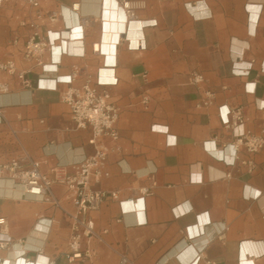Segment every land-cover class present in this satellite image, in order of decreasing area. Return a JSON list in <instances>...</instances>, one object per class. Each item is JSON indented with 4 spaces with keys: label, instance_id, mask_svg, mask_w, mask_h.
<instances>
[{
    "label": "crops",
    "instance_id": "obj_1",
    "mask_svg": "<svg viewBox=\"0 0 264 264\" xmlns=\"http://www.w3.org/2000/svg\"><path fill=\"white\" fill-rule=\"evenodd\" d=\"M38 1L46 15L62 10L42 22L51 37L69 34L43 65L25 60L31 30L23 23L38 8L2 0L0 61L14 59L32 86L1 74L10 90L0 94V163L39 160L52 175L57 164L72 170L93 154L91 131L75 128L62 94L75 66L81 85L106 62L118 78L103 88L120 108V139L107 140L110 175L96 186L118 197L90 213L101 238L84 237L83 256L70 258L69 189L55 184L45 200L0 178V234L9 236L0 264H38L40 255L54 264H120L122 256L127 264H264V147L242 148L233 163L225 148L233 131L223 120L242 108L245 126L264 132V0H128L135 19L111 41L114 50L98 52L94 44L124 0ZM193 71L204 75L201 86L190 81ZM205 89L214 92L212 104L198 107Z\"/></svg>",
    "mask_w": 264,
    "mask_h": 264
},
{
    "label": "built area",
    "instance_id": "obj_2",
    "mask_svg": "<svg viewBox=\"0 0 264 264\" xmlns=\"http://www.w3.org/2000/svg\"><path fill=\"white\" fill-rule=\"evenodd\" d=\"M37 9L33 20L24 22V25L30 27V34L23 44V57L25 60H35L37 64L43 65L45 53L52 47L56 41H66L63 38L69 34V30L51 37L50 31L42 23L44 18L50 21L57 20L62 16V10L52 11L48 15L40 10L38 0H30ZM2 0H0V7ZM77 5L73 6L75 9ZM127 14L126 23L130 24L135 19V5L128 0L120 4ZM145 25V24H142ZM82 34V33H81ZM83 36V35H82ZM128 37L126 36V39ZM19 38L14 39L18 43ZM83 43V38L79 39ZM99 43L94 44V50L100 51ZM139 43V47H142ZM105 68H114L111 64L105 62ZM27 70H20L14 59L0 61V94L7 93L10 90L8 81L1 78L2 73L9 76H16L23 85L30 87L32 82L27 78ZM79 74V68L74 67L72 73L65 78L69 87L62 94V100L71 108V118L76 129H88L91 131L89 143L93 146L94 152L84 157L82 160L71 164L72 170L66 165L57 164L53 167V174L49 175L42 171V162L33 160L29 165H25L22 159L13 158L7 162L0 163V178L8 176L14 182L22 184L25 192L31 196L39 197L45 200H53L52 188L55 184L66 186L72 197L75 211L69 213L71 220L72 234L69 241L70 258L82 257V240L84 237L90 239L93 237L101 238L96 232L95 222L90 213L100 209L102 204L118 197V191H110L98 188L104 178L109 177L110 172L107 169V162L110 152L114 149L108 145L107 140L118 142L120 139L117 123L120 117V108L114 101L112 93L103 87L115 85L118 78L114 74V80L104 81L101 73L95 79L88 78L81 85L74 84ZM190 81L201 86L205 81L202 73L193 71L190 74ZM214 92L205 89L198 107H209L212 104ZM145 105H148L150 97L145 95L142 99ZM2 116H0L1 120ZM224 123L232 128L234 141L225 146L229 148L232 162L238 159V152L246 148L250 153H257L264 147V132L255 134L245 126L246 117L242 108L227 110L224 115ZM215 143V141H213ZM209 142H206L208 144ZM117 148H119L117 146ZM149 193L148 189H145ZM56 204L58 202L56 201ZM3 221V219H1ZM1 244V243H0ZM199 258V257H198ZM197 258V259H198ZM127 257L122 256L120 264H127Z\"/></svg>",
    "mask_w": 264,
    "mask_h": 264
},
{
    "label": "bare ground",
    "instance_id": "obj_3",
    "mask_svg": "<svg viewBox=\"0 0 264 264\" xmlns=\"http://www.w3.org/2000/svg\"><path fill=\"white\" fill-rule=\"evenodd\" d=\"M120 12L121 15L120 16ZM113 18L116 21L113 22H107L105 24V28L103 30V34H102V40L101 42L98 44L99 50L101 49V47L103 48V50H114L115 49V43H111L112 40H117V37H119V35H121V32H125L127 29L128 24L126 23L127 21V14L126 11L120 7V4L116 5V12L113 15ZM119 19H123L121 22H119ZM139 24V23H138ZM141 25V23L139 24ZM132 36V40L134 42H136V38L133 37V34L131 33ZM101 75H102V79L104 81H112L114 80V74L112 72L111 68H105L104 66L102 67V71H101ZM226 114V112H225ZM4 220L2 221L0 219V223H3ZM9 240V236L6 233L0 234V243L4 244V242H7ZM19 264H26V261L24 260H20ZM38 264H54L53 262H50V259L47 256L44 255H40L39 256V260H38Z\"/></svg>",
    "mask_w": 264,
    "mask_h": 264
}]
</instances>
